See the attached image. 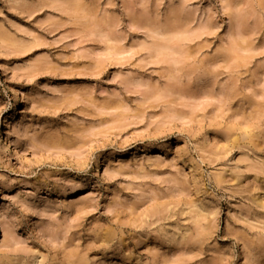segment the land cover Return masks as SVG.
I'll use <instances>...</instances> for the list:
<instances>
[{
	"label": "rangeland",
	"instance_id": "1",
	"mask_svg": "<svg viewBox=\"0 0 264 264\" xmlns=\"http://www.w3.org/2000/svg\"><path fill=\"white\" fill-rule=\"evenodd\" d=\"M0 264H264V0H0Z\"/></svg>",
	"mask_w": 264,
	"mask_h": 264
}]
</instances>
